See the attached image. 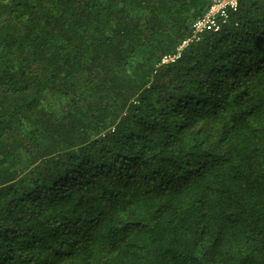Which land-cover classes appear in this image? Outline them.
<instances>
[{
	"label": "trees",
	"instance_id": "1",
	"mask_svg": "<svg viewBox=\"0 0 264 264\" xmlns=\"http://www.w3.org/2000/svg\"><path fill=\"white\" fill-rule=\"evenodd\" d=\"M0 0V264H264V0Z\"/></svg>",
	"mask_w": 264,
	"mask_h": 264
},
{
	"label": "built area",
	"instance_id": "2",
	"mask_svg": "<svg viewBox=\"0 0 264 264\" xmlns=\"http://www.w3.org/2000/svg\"><path fill=\"white\" fill-rule=\"evenodd\" d=\"M240 0H212L205 13L191 26L190 36L182 41L173 55L164 56L160 65L173 63L181 51L190 43L198 42L203 34L219 32L230 20V14L237 11Z\"/></svg>",
	"mask_w": 264,
	"mask_h": 264
}]
</instances>
